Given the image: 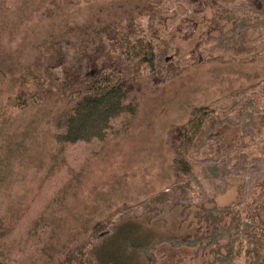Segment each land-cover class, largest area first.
<instances>
[{
    "label": "rangeland",
    "instance_id": "rangeland-1",
    "mask_svg": "<svg viewBox=\"0 0 264 264\" xmlns=\"http://www.w3.org/2000/svg\"><path fill=\"white\" fill-rule=\"evenodd\" d=\"M133 30L158 86L122 48ZM0 62V264H61L86 242L96 264H264V0H0ZM104 64L137 78L136 117L60 151L46 120ZM200 107L179 177L170 133Z\"/></svg>",
    "mask_w": 264,
    "mask_h": 264
},
{
    "label": "trees",
    "instance_id": "trees-1",
    "mask_svg": "<svg viewBox=\"0 0 264 264\" xmlns=\"http://www.w3.org/2000/svg\"><path fill=\"white\" fill-rule=\"evenodd\" d=\"M138 35L133 30L124 34L121 39L119 38V41H121L124 52L128 55L127 59L129 62L137 60L139 64L147 63L152 68V81L158 86L163 78L157 74V71H154L155 47L151 42L142 36L138 37ZM2 67V62H0V69ZM123 73V71H117V69L104 64L100 69L78 80L81 85L84 82L87 85L72 94V97H76L75 104L72 107L63 109L55 118L46 120L54 130L53 139L60 147V151L67 144L105 140L114 120L123 115L136 117L139 110L138 104L129 102L128 98L135 90L141 91L142 87L138 84L136 77H129ZM28 75L31 76L33 74L26 71L22 77L27 78ZM34 97L41 96L37 93ZM29 99L32 102L34 100L33 98ZM24 101L20 106L14 107L24 108L26 104H29L28 100ZM210 114V110L207 107L196 108L192 112L191 118L183 126L172 129L170 144L175 155L173 165L177 176H189L193 173L194 166L190 161L191 150ZM1 148L2 144H0V181H3L6 162L1 163ZM208 216L213 219L214 229L221 230L222 227H226L222 223L224 216H216L211 213ZM105 224L106 222H97L93 226V235L95 237L106 229ZM254 234L256 236V230ZM90 244V242L83 244L74 256L67 258L61 264H96L90 253L88 258L85 256L88 253ZM242 246H244V243ZM255 250L258 257L259 249Z\"/></svg>",
    "mask_w": 264,
    "mask_h": 264
}]
</instances>
